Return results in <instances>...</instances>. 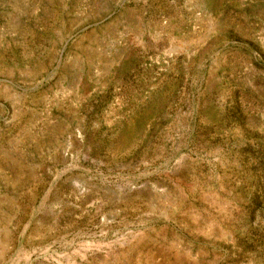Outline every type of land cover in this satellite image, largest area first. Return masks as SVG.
Instances as JSON below:
<instances>
[{"label":"rangeland","instance_id":"1","mask_svg":"<svg viewBox=\"0 0 264 264\" xmlns=\"http://www.w3.org/2000/svg\"><path fill=\"white\" fill-rule=\"evenodd\" d=\"M0 264H264V0H0Z\"/></svg>","mask_w":264,"mask_h":264}]
</instances>
